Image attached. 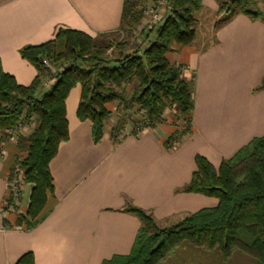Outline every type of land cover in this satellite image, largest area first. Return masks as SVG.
I'll return each instance as SVG.
<instances>
[{
	"label": "crops",
	"instance_id": "obj_1",
	"mask_svg": "<svg viewBox=\"0 0 264 264\" xmlns=\"http://www.w3.org/2000/svg\"><path fill=\"white\" fill-rule=\"evenodd\" d=\"M122 9L123 0H0L2 70L29 85L37 69L20 56L23 47L52 40L61 28L93 38L120 32ZM217 9L218 0H203L195 41L168 55L191 83L194 103L191 132L169 147L175 127L165 122L138 135L126 124L115 140L105 127L94 143L91 122L76 116L80 86L71 89L69 138L49 163L53 192L31 229L15 225L28 206L30 184H23L17 209L2 213L7 175L20 150L0 131V264H14L26 252L35 264H100L131 251L141 223L123 211L127 204L151 212L160 227L217 205L213 197L182 191L196 169L195 155L218 167L264 136V87L257 88L264 78V20L238 15L214 30ZM204 258L192 254L191 261Z\"/></svg>",
	"mask_w": 264,
	"mask_h": 264
},
{
	"label": "trees",
	"instance_id": "obj_2",
	"mask_svg": "<svg viewBox=\"0 0 264 264\" xmlns=\"http://www.w3.org/2000/svg\"><path fill=\"white\" fill-rule=\"evenodd\" d=\"M154 1L123 0L121 30L126 32L127 39L132 38L135 27L146 17L145 5ZM164 1L163 19L156 26L141 30L147 43L124 50L127 45L124 41L116 56L108 57L107 49L96 45L90 35L61 28L52 40L20 50V56L37 69L29 85L17 84L0 63V131L16 133L19 150L26 152L18 163L24 183L31 185L28 206L24 215L17 216L16 226L31 229L43 218L47 197L53 192L49 163L59 144L69 138L65 100L75 86H80L76 116L80 121L91 122L94 143L104 135L105 121L111 115L107 105L112 102L140 115L136 121L131 120L132 130L140 123L156 126L163 111L174 107L185 127L168 138L166 147L191 132L192 85L168 55L195 41L197 14L203 9V0ZM258 2L264 5V0H218V18L213 29L238 15L264 20ZM43 58L53 64L62 60L65 66L50 87L40 90L49 76L42 65ZM128 86H131L129 94ZM263 87L264 78L257 88ZM32 120L35 127L27 136L17 133V125H28ZM127 122L122 118L117 121L110 133L113 140L114 133ZM194 160L196 169L182 191L213 197L217 205L187 214L171 226L160 227L151 212L127 204L123 211L141 223L131 251L100 264H161L182 243L217 250L223 261L239 251L257 264H264V136L252 139L231 158L223 159L218 167L199 154ZM14 264H35L34 256L26 252Z\"/></svg>",
	"mask_w": 264,
	"mask_h": 264
},
{
	"label": "rangeland",
	"instance_id": "obj_3",
	"mask_svg": "<svg viewBox=\"0 0 264 264\" xmlns=\"http://www.w3.org/2000/svg\"><path fill=\"white\" fill-rule=\"evenodd\" d=\"M224 1H229V0H224ZM146 7L144 8L145 11L149 9H155L158 8L161 9L159 17H163L166 15V12L164 11V6H165V1L164 0H156L153 3H148L145 5ZM258 7L261 10H264V5H262L261 2H258ZM144 11V12H145ZM224 16V15H222ZM218 18V17H217ZM159 21V20H158ZM161 23L158 22L157 25ZM153 26H156L153 25ZM149 27H152L150 22L147 23V16L142 20V22L135 27L134 32L132 34V38L127 39L126 37V32L122 29L120 32L117 33H110V34H102L95 36V44L98 46H102L107 49L106 55L108 57L116 56L117 52L121 48L122 44L124 41L127 42V45L124 50H128L131 47L138 46L139 44H146L147 40L142 36L141 30L144 28V30L149 29ZM145 30V31H146ZM198 32L200 31L199 28L197 30ZM211 39H207V44H209ZM205 46H208L205 44ZM64 61H59L58 64H62ZM131 91V86L127 87V92L128 94ZM108 109L111 111V115L109 118L106 119L105 121V127H108L110 130V133L112 132V128L116 125L117 121L119 119H124L125 121H128V125H132V121H136L137 119L140 118V115L135 114L133 110H124L121 105H119L116 102L109 103L107 105ZM132 120V121H131ZM168 123L171 124L173 127H175V133L180 132L184 129L185 124L184 121L180 118L178 112L174 107H167L163 113L161 114V121H159V124L162 123ZM138 125V124H137ZM157 126V125H156ZM35 127V122L32 120L28 125L20 123L19 125L16 126L18 132L17 133H22L24 136H27L29 134V131ZM154 128L155 126H149L144 123H140V125L136 126L135 129L132 130V134L136 135L139 131L141 132L144 128ZM105 129V128H104ZM121 130L117 133H114L116 136L115 138H118L120 136ZM138 135V134H137ZM3 138L5 140H8L10 138L14 139L16 141L17 145V138H16V133L11 130H6L4 131V136ZM26 155L25 151H19L16 154L14 163L12 167L10 168L8 175H7V180H6V185L8 187V183L10 180L17 179L18 182V187L20 189L21 195H22V186L24 183L23 179V170L19 166L18 161L22 159ZM0 156H2V153L0 152ZM21 195L18 197L17 204L15 205V202L12 203L11 197H8V192H7V199L3 203L2 207V213L6 214L8 212H13L17 209V207L20 204L21 201ZM11 203L12 205H9ZM22 213L21 215H24ZM192 254H199L200 256H205L204 262L202 263V260L200 262L196 261H191V256ZM190 259L188 260V258ZM161 264H257L256 261L239 252L235 251L231 254L228 260L223 261L221 258V255L217 250H203L200 248H195L193 246H190L186 243L179 244L176 248L172 250V252L167 256V258L161 263Z\"/></svg>",
	"mask_w": 264,
	"mask_h": 264
},
{
	"label": "built area",
	"instance_id": "obj_4",
	"mask_svg": "<svg viewBox=\"0 0 264 264\" xmlns=\"http://www.w3.org/2000/svg\"><path fill=\"white\" fill-rule=\"evenodd\" d=\"M162 8L163 7H161L160 9L155 8V9L146 10L145 15L147 16V23L150 22L151 25L155 24L160 18L159 15H160ZM42 65L48 70L49 76L41 83L40 90L47 89L48 87H50V85L55 81L57 74L65 66V64H53L47 58L42 59ZM140 133L141 132L139 131L137 134H140ZM18 182L19 181L17 179L13 178L12 180L9 181L8 187H7L8 197H11L12 203L15 202V205L17 204L18 197L21 195L20 189L18 187ZM9 205H12V204L9 203Z\"/></svg>",
	"mask_w": 264,
	"mask_h": 264
}]
</instances>
